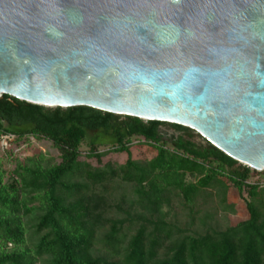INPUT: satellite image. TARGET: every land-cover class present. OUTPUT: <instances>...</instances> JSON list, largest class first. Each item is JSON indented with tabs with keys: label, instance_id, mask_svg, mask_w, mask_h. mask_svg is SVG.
Masks as SVG:
<instances>
[{
	"label": "water",
	"instance_id": "obj_1",
	"mask_svg": "<svg viewBox=\"0 0 264 264\" xmlns=\"http://www.w3.org/2000/svg\"><path fill=\"white\" fill-rule=\"evenodd\" d=\"M193 129L264 171V0H0V96Z\"/></svg>",
	"mask_w": 264,
	"mask_h": 264
},
{
	"label": "trees",
	"instance_id": "obj_2",
	"mask_svg": "<svg viewBox=\"0 0 264 264\" xmlns=\"http://www.w3.org/2000/svg\"><path fill=\"white\" fill-rule=\"evenodd\" d=\"M164 123L89 106L48 107L2 94L0 145L9 149L23 137L46 138L61 151V160L43 165V154L28 156L9 171L10 181L0 168V264H264V186L248 182L255 169L206 139L204 144L194 141L193 129L182 125L170 123L188 137L180 135L168 147L159 130ZM135 136L156 152L152 158L132 157ZM86 140V156L99 163L107 152L127 153L128 158L118 165L93 166L81 159ZM107 144L108 150H98ZM187 174L198 179L187 181ZM222 177L240 191L248 188V219L204 232L165 219L162 206L169 203L171 190L192 203L202 189L219 188L224 208L233 209ZM116 178L135 185L138 198L132 204L143 212L110 215L114 207L123 210L105 194ZM36 211L35 236L29 237L24 216ZM127 222L129 228L136 224L129 237ZM97 244L106 254L96 253Z\"/></svg>",
	"mask_w": 264,
	"mask_h": 264
},
{
	"label": "rangeland",
	"instance_id": "obj_3",
	"mask_svg": "<svg viewBox=\"0 0 264 264\" xmlns=\"http://www.w3.org/2000/svg\"><path fill=\"white\" fill-rule=\"evenodd\" d=\"M160 128L164 133V136L170 139L166 143L168 147H172L173 145L172 137L179 134H184L186 138L188 137L185 132L178 130L170 123H164ZM92 135L93 132L90 131L87 139L89 140ZM192 139L198 143H205L204 138L196 131L193 132ZM88 140L84 141L81 145V159L91 162L93 166L108 162L118 165L124 163L128 158L127 153L107 152L102 156V163H99L97 158H89L86 156V153L90 148L87 143ZM7 147H9V149H4L0 145V168L7 172L5 175L6 181L12 179V175L9 171H12L19 161L26 160L28 156L43 154L44 159L41 161L43 165H52L61 160V151L51 140L46 138L30 136L27 139L23 137L17 141H13L11 145ZM109 147V144L100 145L98 150L106 151ZM131 151L132 157L141 161H146L156 154V152L150 147L139 143L138 137L136 136L133 137ZM185 178L187 181H196L198 176L187 174ZM222 179L228 186L226 194L227 204H233V209L230 210L224 208L225 203L222 202V195L219 193V188L208 187L202 189L192 203H188L182 193L178 190H171L168 194L170 198L169 203H164L162 206L163 216L166 220L173 222L182 228L191 229V232H204L208 227L224 229L230 225H235L240 221L248 219L250 214L247 207V201L251 200V197L248 194V188L240 191L237 187L232 185L226 177H222ZM248 182H259L264 186V172L256 169L252 170ZM96 189L101 191L103 188L97 186ZM105 194L109 195L112 203L115 204L120 202L121 204L123 210L117 207L110 210V215L115 218L126 216V210H130L132 215L138 212H143L139 205L136 203L132 204V202L137 200L138 197L135 191V185L131 182L116 178L107 184V192ZM39 212L40 211H36L24 216V221L28 222L29 225V237L35 236L33 235L34 228L31 225L34 224L35 218ZM147 215L149 216V214ZM128 225L129 222L126 223L125 229L128 231L127 236L129 237L135 232L136 224L134 223L130 228ZM32 241L33 240H30V242ZM100 247L101 244L95 246L97 250L96 253L106 254V250L103 248L100 249Z\"/></svg>",
	"mask_w": 264,
	"mask_h": 264
},
{
	"label": "flooded vegetation",
	"instance_id": "obj_4",
	"mask_svg": "<svg viewBox=\"0 0 264 264\" xmlns=\"http://www.w3.org/2000/svg\"><path fill=\"white\" fill-rule=\"evenodd\" d=\"M161 126V125H160ZM160 126H159V130H160V133H161V136H162V140H165L166 142L168 141V140H170L168 137H165L164 136V133L161 131V128H160ZM182 135H184V134H182ZM180 136V134L179 135H176V136H174V137H172V140H174L176 137H179Z\"/></svg>",
	"mask_w": 264,
	"mask_h": 264
}]
</instances>
